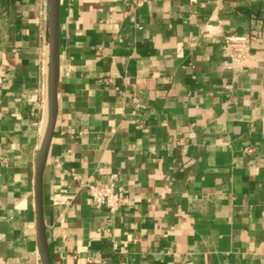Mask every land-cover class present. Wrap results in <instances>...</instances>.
<instances>
[{
    "label": "crops",
    "instance_id": "1",
    "mask_svg": "<svg viewBox=\"0 0 264 264\" xmlns=\"http://www.w3.org/2000/svg\"><path fill=\"white\" fill-rule=\"evenodd\" d=\"M60 0L42 175L52 264H264V0ZM47 0H0V256L40 264ZM254 56L227 68L220 39ZM83 183H113L94 208ZM60 200L53 203L52 198Z\"/></svg>",
    "mask_w": 264,
    "mask_h": 264
},
{
    "label": "water",
    "instance_id": "2",
    "mask_svg": "<svg viewBox=\"0 0 264 264\" xmlns=\"http://www.w3.org/2000/svg\"><path fill=\"white\" fill-rule=\"evenodd\" d=\"M59 1L47 0V59L45 73L46 118L37 149L33 174V206L35 238L40 264H52L42 209V175L51 139L54 133L59 78Z\"/></svg>",
    "mask_w": 264,
    "mask_h": 264
},
{
    "label": "built area",
    "instance_id": "3",
    "mask_svg": "<svg viewBox=\"0 0 264 264\" xmlns=\"http://www.w3.org/2000/svg\"><path fill=\"white\" fill-rule=\"evenodd\" d=\"M145 0H136V5H141ZM222 48V54L227 58V68L234 71H241L250 65V61L254 56L252 50L253 42L248 35L224 34L219 40ZM1 71V67H0ZM85 185L87 196L91 205L96 209H103L109 213H115L122 204L120 193L115 189L113 183L95 184L83 183ZM60 199L52 198L53 203H57ZM0 264L5 261L0 256Z\"/></svg>",
    "mask_w": 264,
    "mask_h": 264
}]
</instances>
